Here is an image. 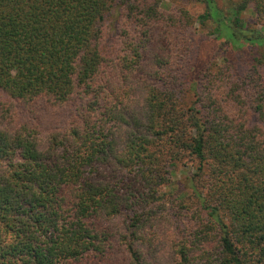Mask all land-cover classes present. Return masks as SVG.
<instances>
[{
    "label": "trees",
    "instance_id": "trees-1",
    "mask_svg": "<svg viewBox=\"0 0 264 264\" xmlns=\"http://www.w3.org/2000/svg\"><path fill=\"white\" fill-rule=\"evenodd\" d=\"M189 1L0 0V264H264V0Z\"/></svg>",
    "mask_w": 264,
    "mask_h": 264
},
{
    "label": "rangeland",
    "instance_id": "rangeland-1",
    "mask_svg": "<svg viewBox=\"0 0 264 264\" xmlns=\"http://www.w3.org/2000/svg\"><path fill=\"white\" fill-rule=\"evenodd\" d=\"M175 1L180 2V3H183L186 6H188V8H189V10H190V12L192 14H199V13H202V11H203V5L200 4V3H197V2L196 3H191V1H189V0H175ZM248 18H250V19L252 18V14L251 13L248 14ZM206 32L207 31L205 29H203L202 27H200V26H198L195 29V31L193 32V40H194V42H195L196 45H198L201 42V40L204 37L207 36L206 35ZM182 175H183V171L181 170L179 172L178 178L184 177ZM178 183H179V181H178Z\"/></svg>",
    "mask_w": 264,
    "mask_h": 264
}]
</instances>
